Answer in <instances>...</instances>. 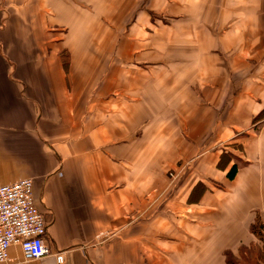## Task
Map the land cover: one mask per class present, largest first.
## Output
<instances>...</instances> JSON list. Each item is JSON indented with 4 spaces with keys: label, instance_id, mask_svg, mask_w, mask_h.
Here are the masks:
<instances>
[{
    "label": "crops",
    "instance_id": "crops-1",
    "mask_svg": "<svg viewBox=\"0 0 264 264\" xmlns=\"http://www.w3.org/2000/svg\"><path fill=\"white\" fill-rule=\"evenodd\" d=\"M143 1L0 0V183L32 179L62 264H227L264 225V0L242 21L223 0H185L184 29L195 18L199 36L180 54L194 61L94 59ZM61 48L76 54L51 56ZM188 161L166 188V170Z\"/></svg>",
    "mask_w": 264,
    "mask_h": 264
},
{
    "label": "rangeland",
    "instance_id": "rangeland-1",
    "mask_svg": "<svg viewBox=\"0 0 264 264\" xmlns=\"http://www.w3.org/2000/svg\"><path fill=\"white\" fill-rule=\"evenodd\" d=\"M188 2L182 0V2H179V7H176L175 9L170 8L173 2L157 0L155 4L159 6L157 7L159 9L154 10L151 9L153 6V1L144 0L143 3H139L137 6L139 7L140 5V9L136 10L137 16L129 17L126 23L128 31L127 29L126 31L125 29L121 30V34H118L116 39L110 40L113 47H109V44H107V50L95 48L93 50L94 59H99L100 61H194V56H185L184 54H180V52L192 51V47L195 45L194 38L197 35L199 36L198 27L194 23L195 18L192 20L193 23H189L187 20L190 30L186 32L184 29L186 16L188 15ZM222 2L224 7L232 6L234 11H236V7H238L239 10L241 9V11L244 12L243 13L239 10L235 12V15L240 12V15L236 16H240V21H242V17H245L249 13V9L247 8L248 5H250L249 0H223ZM142 11H148L149 14L142 13ZM198 15V13L195 14L196 19H198ZM224 15H228V9H224ZM142 16L144 17L141 18ZM139 22L143 25H140ZM235 22L236 21H231L229 24H226L228 26L224 29L229 30L233 28ZM97 23H99V27H106L107 18H101ZM197 25L200 26L198 22ZM142 26L144 28L141 30ZM137 28L140 29V32L138 33H136V31H138L136 30ZM120 35L121 39L124 40L126 35L129 36L128 48L125 50L119 46L118 41L120 39ZM73 50L74 49H72L71 53V51L67 48H61L57 50V54H55L56 51L54 49H46L43 50V55L46 53H53L55 55L51 56L58 58L60 61H70L71 55L73 57L74 54H76V51ZM0 52H2L1 45ZM41 52L42 51L40 50L36 51V56H38V54L41 55ZM77 52L82 53V50H78ZM144 67L147 66L145 65ZM164 67L166 70L171 68V72L174 70L173 65H170L169 63L168 66L164 65ZM161 71L163 70L161 69ZM161 71L159 72L161 73ZM165 117L166 115L161 114L160 123L167 121ZM174 165L175 167H169L165 172L166 180L163 184L166 186V188L172 185L178 186L180 184V181H182L185 176V171H187L190 166V162H179ZM254 229L256 230V235L259 239H257L255 247H252L248 253L249 262H244V264H264V225L262 223H256ZM252 257H254L253 262ZM239 260L241 261V259Z\"/></svg>",
    "mask_w": 264,
    "mask_h": 264
},
{
    "label": "built area",
    "instance_id": "built-area-1",
    "mask_svg": "<svg viewBox=\"0 0 264 264\" xmlns=\"http://www.w3.org/2000/svg\"><path fill=\"white\" fill-rule=\"evenodd\" d=\"M47 223L33 196L31 178L0 183V264L13 259L9 250L18 246L24 260L53 256L64 261L63 251L53 250L46 241Z\"/></svg>",
    "mask_w": 264,
    "mask_h": 264
},
{
    "label": "trees",
    "instance_id": "trees-1",
    "mask_svg": "<svg viewBox=\"0 0 264 264\" xmlns=\"http://www.w3.org/2000/svg\"><path fill=\"white\" fill-rule=\"evenodd\" d=\"M264 118V109H263V111H261L256 117H255V119H254V122H256V121H260V120H262ZM231 155H227V157L229 158ZM223 157H224V155H223ZM225 160H226V157H225ZM241 165L242 164H245V162L244 161H241V162H239ZM222 165V161L221 162H219V166H221ZM237 167H238V162L237 163H234L233 165H232V167L230 168V171L228 172V176L229 177H233V173H235V171L237 170ZM255 232H256V230H255ZM252 247H255V244L254 245H250L249 247H246V246H242V247H240V249H239V252H238V254H239V256L237 257V256H234L233 254H232V252H229V251H227L226 252V263L227 264H244V262L245 263H248L249 262V258H248V253L250 252V249L252 248ZM239 259H241V261L239 260ZM254 259V257H252V262L254 261L253 260ZM243 262V263H242ZM259 263H263V262H259Z\"/></svg>",
    "mask_w": 264,
    "mask_h": 264
}]
</instances>
